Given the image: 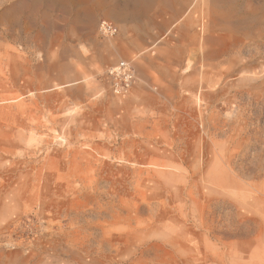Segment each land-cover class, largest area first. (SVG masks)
<instances>
[{
	"label": "rangeland",
	"instance_id": "1",
	"mask_svg": "<svg viewBox=\"0 0 264 264\" xmlns=\"http://www.w3.org/2000/svg\"><path fill=\"white\" fill-rule=\"evenodd\" d=\"M0 264H264V0H0Z\"/></svg>",
	"mask_w": 264,
	"mask_h": 264
},
{
	"label": "built area",
	"instance_id": "2",
	"mask_svg": "<svg viewBox=\"0 0 264 264\" xmlns=\"http://www.w3.org/2000/svg\"><path fill=\"white\" fill-rule=\"evenodd\" d=\"M99 32L104 38L113 39L118 34V27L111 22L103 21L99 25ZM105 76L111 92L120 98H126L138 83L136 68L129 61L108 67Z\"/></svg>",
	"mask_w": 264,
	"mask_h": 264
},
{
	"label": "crops",
	"instance_id": "3",
	"mask_svg": "<svg viewBox=\"0 0 264 264\" xmlns=\"http://www.w3.org/2000/svg\"><path fill=\"white\" fill-rule=\"evenodd\" d=\"M121 33H122V31H121V29L119 27L118 28V37H120ZM141 55L137 54L134 57H130V55L129 56L128 55L121 56L120 59L115 64L110 65V66H116V65H118L122 61H129V62H133L134 63V65L136 67V72H137V77H138V83H137L136 87L133 89V91L130 93V95L133 96V97H135V95L137 96L138 88L142 87V83H144V79L147 80L149 78V76L151 75V72L153 73L154 71H156L157 73H159L158 70H152V69H147L145 71V68L142 67L139 64V62L141 60H143V58H141L142 57ZM110 66H108V67H110Z\"/></svg>",
	"mask_w": 264,
	"mask_h": 264
},
{
	"label": "bare ground",
	"instance_id": "4",
	"mask_svg": "<svg viewBox=\"0 0 264 264\" xmlns=\"http://www.w3.org/2000/svg\"><path fill=\"white\" fill-rule=\"evenodd\" d=\"M131 93V92H130Z\"/></svg>",
	"mask_w": 264,
	"mask_h": 264
}]
</instances>
